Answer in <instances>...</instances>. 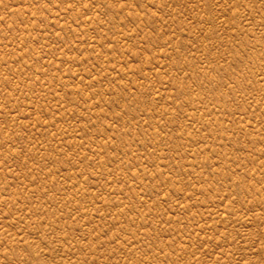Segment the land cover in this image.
Segmentation results:
<instances>
[{
    "label": "rangeland",
    "instance_id": "rangeland-1",
    "mask_svg": "<svg viewBox=\"0 0 264 264\" xmlns=\"http://www.w3.org/2000/svg\"><path fill=\"white\" fill-rule=\"evenodd\" d=\"M0 264H264V0H0Z\"/></svg>",
    "mask_w": 264,
    "mask_h": 264
}]
</instances>
